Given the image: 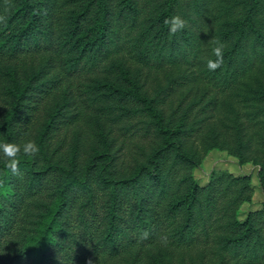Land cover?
Wrapping results in <instances>:
<instances>
[{"label": "trees", "instance_id": "trees-1", "mask_svg": "<svg viewBox=\"0 0 264 264\" xmlns=\"http://www.w3.org/2000/svg\"><path fill=\"white\" fill-rule=\"evenodd\" d=\"M28 141L19 175L0 153V264H264L251 176H194L219 148L264 193V0H0V143Z\"/></svg>", "mask_w": 264, "mask_h": 264}, {"label": "rangeland", "instance_id": "rangeland-1", "mask_svg": "<svg viewBox=\"0 0 264 264\" xmlns=\"http://www.w3.org/2000/svg\"><path fill=\"white\" fill-rule=\"evenodd\" d=\"M150 78L151 82H154V80L158 78L157 73L150 72ZM74 83L76 84L77 81ZM195 83L197 87L208 88L212 93L220 94L215 85L210 82L199 79ZM185 90L186 89H180L177 95L183 93ZM220 168H227L237 175L249 174L251 176V186L253 187L252 198L241 204L238 210L239 218L244 219L250 210L258 209L262 206L264 193L257 175L258 166L254 162H241L238 157L228 153L227 150L213 148L207 153L202 164L195 168L194 176L200 184H206L209 181L212 172L215 169Z\"/></svg>", "mask_w": 264, "mask_h": 264}, {"label": "clouds", "instance_id": "clouds-1", "mask_svg": "<svg viewBox=\"0 0 264 264\" xmlns=\"http://www.w3.org/2000/svg\"><path fill=\"white\" fill-rule=\"evenodd\" d=\"M165 25L169 28V35L174 36L186 27V21L179 15H173L164 21ZM212 55L215 59H208L206 67L209 71H216L224 62V45L217 41L216 46L212 49ZM21 151L25 156L35 157L39 154V146L34 141H28L23 144L22 149L20 145L14 143H0V153L5 157V167L10 170L14 175H19L20 160L18 156ZM147 231L141 234V239L148 238ZM162 242L167 243V237H161ZM91 264V262H89Z\"/></svg>", "mask_w": 264, "mask_h": 264}]
</instances>
